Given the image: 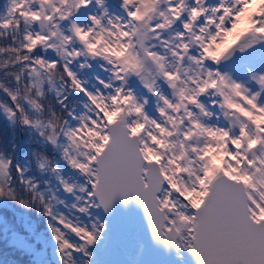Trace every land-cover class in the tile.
I'll return each mask as SVG.
<instances>
[{"label": "snow or ice", "instance_id": "snow-or-ice-1", "mask_svg": "<svg viewBox=\"0 0 264 264\" xmlns=\"http://www.w3.org/2000/svg\"><path fill=\"white\" fill-rule=\"evenodd\" d=\"M0 115L24 264H138L118 200L179 264H264V0H6Z\"/></svg>", "mask_w": 264, "mask_h": 264}, {"label": "trees", "instance_id": "trees-1", "mask_svg": "<svg viewBox=\"0 0 264 264\" xmlns=\"http://www.w3.org/2000/svg\"><path fill=\"white\" fill-rule=\"evenodd\" d=\"M5 3L6 0H0V11H3ZM5 129L6 121L4 117L0 115V133L4 132ZM4 220H7L11 227H14L21 232H23V224L27 222L32 225L36 230V233L41 237L47 236L46 221L42 216L37 215L35 212L22 209L15 205L8 208H4L0 205V264H24L26 257L12 247L10 242V232L5 233L4 231ZM121 234L127 235L128 233L123 231ZM123 239L124 238H119V241L122 242ZM36 246L37 249L42 248V244L38 243ZM44 251L46 257L50 250ZM39 264H43L42 257L40 258Z\"/></svg>", "mask_w": 264, "mask_h": 264}, {"label": "water", "instance_id": "water-1", "mask_svg": "<svg viewBox=\"0 0 264 264\" xmlns=\"http://www.w3.org/2000/svg\"><path fill=\"white\" fill-rule=\"evenodd\" d=\"M112 224L114 233H119L121 231H132L136 228V235L138 238L144 241L146 245L144 251L148 255L161 257L170 261L175 258L174 256L165 255L162 248L157 247L152 243L149 238L147 221L144 216L143 209L137 205L134 200L130 201L127 207L122 206L119 200L117 201L112 218ZM114 258L125 262L127 259L126 254L122 249H120L118 245ZM188 261L189 264H195L194 259L190 255H188Z\"/></svg>", "mask_w": 264, "mask_h": 264}, {"label": "rangeland", "instance_id": "rangeland-1", "mask_svg": "<svg viewBox=\"0 0 264 264\" xmlns=\"http://www.w3.org/2000/svg\"><path fill=\"white\" fill-rule=\"evenodd\" d=\"M135 235L133 230L131 234L123 235L121 233H116L117 243L119 244L120 249L127 252L128 261H137L138 264H179V261L175 259L174 261L168 262L162 259H154V257L148 256L145 253L140 254L137 246V241L139 238ZM119 238H124L122 242L119 241ZM184 264L188 263V257L186 253L184 254Z\"/></svg>", "mask_w": 264, "mask_h": 264}]
</instances>
